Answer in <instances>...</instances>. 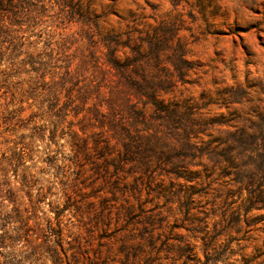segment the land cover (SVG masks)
Instances as JSON below:
<instances>
[{
  "label": "rangeland",
  "instance_id": "rangeland-1",
  "mask_svg": "<svg viewBox=\"0 0 264 264\" xmlns=\"http://www.w3.org/2000/svg\"><path fill=\"white\" fill-rule=\"evenodd\" d=\"M30 7L45 23L37 28L48 32L30 34L32 47L65 39L74 63L84 68L82 83L110 87L121 76L113 68L98 70L92 53L102 56L111 45L120 60L141 65L159 98L197 129L195 148L185 152L182 135L175 138L178 125L141 127L161 138L149 171L127 164L117 172L114 160L105 171L96 151L82 159L85 171L64 218V235L81 263L264 264V210L231 203L239 194L235 168L210 155L230 141L225 130L251 127L264 115V0H30ZM129 95L139 105L146 99L133 89ZM34 119L18 134L29 133ZM58 134L70 153L68 135ZM34 145L38 152L26 163L45 183L44 142ZM50 198L39 204V215L53 214ZM237 206L239 215L231 214ZM32 228L21 233L19 246L40 240Z\"/></svg>",
  "mask_w": 264,
  "mask_h": 264
},
{
  "label": "trees",
  "instance_id": "trees-1",
  "mask_svg": "<svg viewBox=\"0 0 264 264\" xmlns=\"http://www.w3.org/2000/svg\"><path fill=\"white\" fill-rule=\"evenodd\" d=\"M34 12L30 0H0V226H5L0 232V264H82L79 252L64 235L66 205L85 171L82 159L96 151L102 156L97 165L105 171L109 160L115 161L117 172L122 173L127 164L135 171H149L151 158L158 156L155 143L160 144L161 138L141 132V127L160 121L178 125L182 132L175 133V138L182 135L185 152L195 148L192 139L197 129L192 119L185 117V122L178 109L159 98L157 87L141 65L129 63V58L120 60L111 45L102 56L93 52L92 57L98 70L113 68L121 77L110 87L82 83L84 68L74 63L65 39L40 49L31 46L30 34L40 37L48 33L46 26L37 28L45 23ZM131 89L139 98L146 97L143 104L131 100ZM148 105L153 113L148 112ZM33 119L30 132L18 134ZM256 119L251 127L225 130L230 141L218 151L212 149L210 155L218 163L223 160L235 168L239 194L231 203L259 205L255 208L264 210V115L258 114ZM91 127L98 131L87 132ZM59 132L68 135L73 145L70 153L63 152ZM37 140L44 142L41 160L45 166L40 173L48 174L42 179L45 183L26 163L38 152L34 145ZM230 193L234 195V191ZM48 196H52L48 203L53 214L43 212L41 216L39 204ZM238 207L231 214L237 211L239 215ZM32 227L40 240L29 239L25 247L19 246L21 233ZM39 254L43 255L41 260Z\"/></svg>",
  "mask_w": 264,
  "mask_h": 264
}]
</instances>
